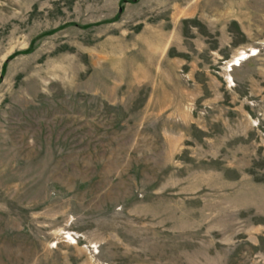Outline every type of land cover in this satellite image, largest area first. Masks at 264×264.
<instances>
[{"label":"rangeland","instance_id":"374dc122","mask_svg":"<svg viewBox=\"0 0 264 264\" xmlns=\"http://www.w3.org/2000/svg\"><path fill=\"white\" fill-rule=\"evenodd\" d=\"M0 264H264V0H0Z\"/></svg>","mask_w":264,"mask_h":264}]
</instances>
